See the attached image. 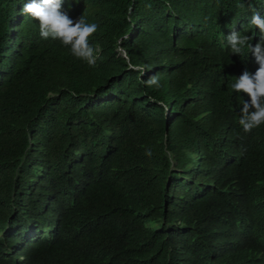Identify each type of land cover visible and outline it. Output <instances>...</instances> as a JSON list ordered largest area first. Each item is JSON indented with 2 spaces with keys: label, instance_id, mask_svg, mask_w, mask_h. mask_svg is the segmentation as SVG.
Listing matches in <instances>:
<instances>
[{
  "label": "trees",
  "instance_id": "16d2710c",
  "mask_svg": "<svg viewBox=\"0 0 264 264\" xmlns=\"http://www.w3.org/2000/svg\"><path fill=\"white\" fill-rule=\"evenodd\" d=\"M29 2L0 0V264H264V125L230 88L259 65L225 47L264 0H64L95 66Z\"/></svg>",
  "mask_w": 264,
  "mask_h": 264
},
{
  "label": "clouds",
  "instance_id": "9594fccd",
  "mask_svg": "<svg viewBox=\"0 0 264 264\" xmlns=\"http://www.w3.org/2000/svg\"><path fill=\"white\" fill-rule=\"evenodd\" d=\"M64 0H30L22 9L26 17L39 21V35L44 40L58 41L68 48L70 54L89 66H95L97 49L92 44L91 37L99 30V25L88 22L85 14L73 20L63 10ZM253 11L250 25L260 30V41L254 46L252 37L232 31L226 38L225 47L234 55H244L245 50L251 53L259 65L255 73L248 70L230 83V88L237 94L243 93L250 98V102L243 100L239 125L245 133H251L254 129L264 125V18L258 12ZM150 86L159 87L158 79L152 77L147 82ZM152 155L149 150L146 153Z\"/></svg>",
  "mask_w": 264,
  "mask_h": 264
}]
</instances>
